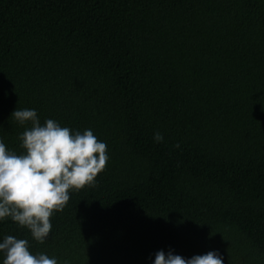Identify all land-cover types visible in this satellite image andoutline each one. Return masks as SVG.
<instances>
[{"label":"trees","instance_id":"trees-1","mask_svg":"<svg viewBox=\"0 0 264 264\" xmlns=\"http://www.w3.org/2000/svg\"><path fill=\"white\" fill-rule=\"evenodd\" d=\"M16 109L92 130L109 159L43 244L11 218L0 242L57 264H264V0H0V139L22 154Z\"/></svg>","mask_w":264,"mask_h":264},{"label":"clouds","instance_id":"clouds-1","mask_svg":"<svg viewBox=\"0 0 264 264\" xmlns=\"http://www.w3.org/2000/svg\"><path fill=\"white\" fill-rule=\"evenodd\" d=\"M11 117L21 126L30 122L31 127L19 136L22 154L8 150L0 139V221L11 218L43 244L51 232L52 216L64 210L70 193L94 187L106 170L107 144L90 129L73 132L53 119L41 125L34 109H16ZM154 141L162 142L163 136L156 132ZM0 252L3 264H57L46 254L34 255L28 240L11 235L0 242ZM154 264H223V258L215 251L185 259L161 250Z\"/></svg>","mask_w":264,"mask_h":264}]
</instances>
